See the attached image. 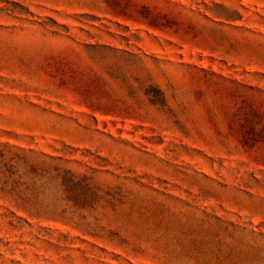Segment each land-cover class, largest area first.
Instances as JSON below:
<instances>
[{
    "label": "rangeland",
    "instance_id": "374dc122",
    "mask_svg": "<svg viewBox=\"0 0 264 264\" xmlns=\"http://www.w3.org/2000/svg\"><path fill=\"white\" fill-rule=\"evenodd\" d=\"M0 264H264V0H0Z\"/></svg>",
    "mask_w": 264,
    "mask_h": 264
}]
</instances>
